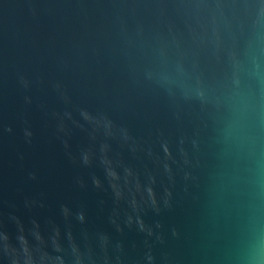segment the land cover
<instances>
[{
	"label": "water",
	"instance_id": "water-1",
	"mask_svg": "<svg viewBox=\"0 0 264 264\" xmlns=\"http://www.w3.org/2000/svg\"><path fill=\"white\" fill-rule=\"evenodd\" d=\"M0 264H264V0H0Z\"/></svg>",
	"mask_w": 264,
	"mask_h": 264
}]
</instances>
